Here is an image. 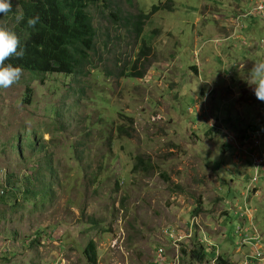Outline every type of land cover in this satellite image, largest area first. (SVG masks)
Returning <instances> with one entry per match:
<instances>
[{
	"label": "rangeland",
	"instance_id": "374dc122",
	"mask_svg": "<svg viewBox=\"0 0 264 264\" xmlns=\"http://www.w3.org/2000/svg\"><path fill=\"white\" fill-rule=\"evenodd\" d=\"M154 6L138 36L126 18ZM90 10L84 73L23 71L0 88L13 187L0 198V264H90L92 241L96 264H153L159 249L170 264H264V102L246 81L264 60V0ZM136 62L142 77L130 76ZM198 248L214 255L192 259Z\"/></svg>",
	"mask_w": 264,
	"mask_h": 264
},
{
	"label": "trees",
	"instance_id": "16d2710c",
	"mask_svg": "<svg viewBox=\"0 0 264 264\" xmlns=\"http://www.w3.org/2000/svg\"><path fill=\"white\" fill-rule=\"evenodd\" d=\"M99 0H20L18 7L11 12L0 13V22H7L20 39V49H23V56H12L5 61L14 66H20L23 71L40 74H64L68 77L84 73L87 66L91 64V54L95 51L97 29L91 14V6L97 5ZM105 1V0H101ZM160 6L152 7L148 15L140 13L137 16L126 18L127 23H133L137 35L143 31L144 20L150 14H155ZM19 11L24 14V19L16 24L15 17ZM116 12V13H115ZM121 15V11L112 9L111 15ZM39 17V22L34 28L27 25L31 17ZM144 19V20H143ZM133 21V22H132ZM150 48L144 46L140 56H147ZM138 62V61H137ZM133 66L134 72L130 76H143L142 71L137 69V63ZM132 70V69H131ZM38 74V75H36ZM129 76V75H128ZM30 102V90L27 91L25 103ZM123 134H127L124 127L120 128ZM34 147V142H33ZM138 165L144 161L136 158ZM196 247L197 244H196ZM214 255V252H209ZM204 248H198L191 252L192 259L200 262L209 255ZM85 255L90 264L97 263V252L95 242L92 241L85 250ZM223 259H219L222 264Z\"/></svg>",
	"mask_w": 264,
	"mask_h": 264
},
{
	"label": "clouds",
	"instance_id": "9594fccd",
	"mask_svg": "<svg viewBox=\"0 0 264 264\" xmlns=\"http://www.w3.org/2000/svg\"><path fill=\"white\" fill-rule=\"evenodd\" d=\"M12 11L11 0H0V13L7 14ZM24 19V14L19 11L15 17L16 24ZM39 22V17H31L27 20V25L34 28ZM20 48V39L16 32L8 27L4 22H0V88H9L17 83L22 75L23 69L20 66H14L11 63L5 64V61L12 56L22 57L24 52ZM252 88L255 97L264 102V60L255 61L249 71V78L246 80Z\"/></svg>",
	"mask_w": 264,
	"mask_h": 264
},
{
	"label": "built area",
	"instance_id": "2783aa9c",
	"mask_svg": "<svg viewBox=\"0 0 264 264\" xmlns=\"http://www.w3.org/2000/svg\"><path fill=\"white\" fill-rule=\"evenodd\" d=\"M260 162L264 163V160H261ZM10 179V173L4 168H0V198L6 196V194L13 190ZM167 232L169 231L167 230ZM169 239L174 240L173 233H169ZM255 240L256 239L253 238L250 239L251 242H254ZM255 253L256 258L262 259L261 253L258 250H256ZM153 264H170L167 261V255L162 249H159L156 253ZM174 264H180V262H175Z\"/></svg>",
	"mask_w": 264,
	"mask_h": 264
},
{
	"label": "crops",
	"instance_id": "0c3cea01",
	"mask_svg": "<svg viewBox=\"0 0 264 264\" xmlns=\"http://www.w3.org/2000/svg\"><path fill=\"white\" fill-rule=\"evenodd\" d=\"M229 20V19H228ZM230 37H232V35L230 36L229 34H228V36L226 37L227 39H229ZM263 59H264V57H263ZM196 69V68H195ZM197 70V69H196ZM262 109L264 110V107H262ZM261 114H262V116H264V112H261ZM263 119V118H262ZM263 122V121H262ZM261 154H264V144L262 145V149H261ZM260 167H263V170H264V165H261ZM258 170V169H257ZM254 188H256V187H254Z\"/></svg>",
	"mask_w": 264,
	"mask_h": 264
}]
</instances>
